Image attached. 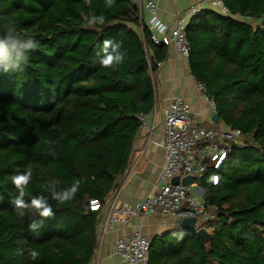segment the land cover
<instances>
[{"label":"trees","instance_id":"obj_1","mask_svg":"<svg viewBox=\"0 0 264 264\" xmlns=\"http://www.w3.org/2000/svg\"><path fill=\"white\" fill-rule=\"evenodd\" d=\"M222 1L241 18L201 10L185 30L187 60L219 121L247 142L196 181L217 210L208 241L165 232L148 264H264V0ZM139 26L131 0H0V264L91 262L100 213L89 202L116 188L166 56ZM109 55L120 60L106 68Z\"/></svg>","mask_w":264,"mask_h":264},{"label":"built area","instance_id":"obj_2","mask_svg":"<svg viewBox=\"0 0 264 264\" xmlns=\"http://www.w3.org/2000/svg\"><path fill=\"white\" fill-rule=\"evenodd\" d=\"M158 0H131L139 14V31L142 27L150 29V40L154 45L171 47L182 58L187 59L190 45L185 36L190 19L205 8H210L222 16L241 18L229 12L222 0H203L200 5H192L176 15L172 23L167 24L157 17ZM146 15V17H145ZM161 62L157 63L159 66ZM199 96L207 101L214 111V103L206 93V86L195 81ZM149 113H136L139 121L138 131L150 133L152 126L146 122ZM239 128H219L205 126L195 122L189 104L181 95H175L169 101L164 112L163 151L164 164L158 176L153 192L134 205H119L108 194L105 199H91L89 208L99 211L97 226L102 231L115 225L127 226L133 217L148 215L172 216L177 220L185 217L195 218V229L204 228L205 224L216 216V208L205 199V189L197 184L208 168L218 169L233 147L246 144ZM249 143V142H248ZM192 176L193 183L172 184L171 178ZM217 176L212 175V184ZM151 237L140 230L116 238L112 251L123 264H148Z\"/></svg>","mask_w":264,"mask_h":264},{"label":"crops","instance_id":"obj_3","mask_svg":"<svg viewBox=\"0 0 264 264\" xmlns=\"http://www.w3.org/2000/svg\"><path fill=\"white\" fill-rule=\"evenodd\" d=\"M202 1L158 0L156 14L160 21L170 24L177 14L192 5H200ZM151 77L153 107L148 112L146 122L149 127L152 126V129L149 134L145 131H138L133 139L128 164L120 175L116 188L111 191V196L119 205H134L155 189L164 164L162 147L164 112L172 97L181 95L184 98L189 104L196 123L219 128L225 127L220 121L218 123L211 121L210 116L214 111L195 89V79L189 70L188 60L178 55L173 48L166 47V56ZM178 224L179 220L175 217L155 214L133 217L129 225H115L105 231L97 226V246L89 264H123L112 251V243L116 238L135 230H140L153 238L177 229Z\"/></svg>","mask_w":264,"mask_h":264},{"label":"clouds","instance_id":"obj_4","mask_svg":"<svg viewBox=\"0 0 264 264\" xmlns=\"http://www.w3.org/2000/svg\"><path fill=\"white\" fill-rule=\"evenodd\" d=\"M4 56H5V48H4V45L2 43H0V58H3ZM119 60H120V57H118V56L113 57V56L109 55L102 61V65L107 68L108 66L112 65L114 62H119ZM28 179H29L28 175H21V176H18L14 179V183L20 189L21 196L24 195V190H23L22 186L27 184ZM75 190L76 189L73 188L71 191L75 192ZM54 198H60V197H54ZM65 198H67L66 195H65V197L60 198V199L63 200ZM16 205H17V208L28 207V206L24 205V203L21 199L16 200ZM31 207L35 208L39 212V215L41 217H50L53 215L51 207L46 205L45 202L43 201V199H33ZM20 215H23V213H20ZM30 227H34V225H32ZM38 255H39V253H37L36 251H31V253H30V256L32 259H36Z\"/></svg>","mask_w":264,"mask_h":264},{"label":"water","instance_id":"obj_5","mask_svg":"<svg viewBox=\"0 0 264 264\" xmlns=\"http://www.w3.org/2000/svg\"><path fill=\"white\" fill-rule=\"evenodd\" d=\"M263 21H264V18H259L257 20V23H261ZM210 119L213 123H218V121H219V118L215 112H213L211 114ZM170 182L172 184L180 183L182 185H188V184L193 183V177L189 176V175L183 176L181 178H179L178 176H174L171 178ZM178 229H194L195 234L199 237V239L202 242H207L209 237H210L209 232L207 230H205L204 228L195 229V218H193V217L182 218L179 221Z\"/></svg>","mask_w":264,"mask_h":264}]
</instances>
